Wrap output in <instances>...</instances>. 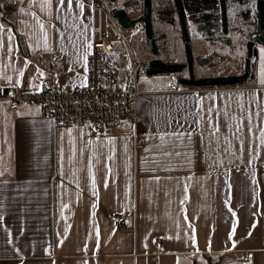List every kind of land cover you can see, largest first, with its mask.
Returning <instances> with one entry per match:
<instances>
[{"label": "crops", "instance_id": "0c3cea01", "mask_svg": "<svg viewBox=\"0 0 264 264\" xmlns=\"http://www.w3.org/2000/svg\"><path fill=\"white\" fill-rule=\"evenodd\" d=\"M95 8L3 0L0 86L84 84ZM256 48L238 85L171 90L169 73L139 76L134 122L101 131L0 99V264H264Z\"/></svg>", "mask_w": 264, "mask_h": 264}, {"label": "built area", "instance_id": "2783aa9c", "mask_svg": "<svg viewBox=\"0 0 264 264\" xmlns=\"http://www.w3.org/2000/svg\"><path fill=\"white\" fill-rule=\"evenodd\" d=\"M93 7L105 8L101 0H91ZM114 36L95 29L86 42L84 84L74 87L47 84L33 92L17 91L11 86H0V99H6L8 108L19 103H36L39 111L58 124H87L95 131L115 127L123 121L134 122L137 108V79L146 74V67L136 59L130 49L129 38L143 31L144 23L136 21L132 27L123 28L108 15ZM128 31V32H127ZM117 59L123 61V66ZM168 87L180 88L176 73H169ZM39 80V77L36 78ZM118 219L117 215H113ZM162 242L155 241V252ZM239 255L238 259H244Z\"/></svg>", "mask_w": 264, "mask_h": 264}, {"label": "flooded vegetation", "instance_id": "af4514ba", "mask_svg": "<svg viewBox=\"0 0 264 264\" xmlns=\"http://www.w3.org/2000/svg\"><path fill=\"white\" fill-rule=\"evenodd\" d=\"M105 8L102 12L108 17L112 16V9L120 10L128 19H133L141 14L149 19L153 46L155 51L148 48L144 40L142 47L146 49L145 61L158 60L161 62L181 65L176 75L179 78H205L212 76L207 70L195 71L193 62L191 72L188 67L186 48L182 55L167 44L168 37L165 30L177 22L181 33V44L188 45V28L190 25L208 45H216L229 39V32L234 33L240 42L239 50H244V65L247 58L248 46L264 45V0H101ZM136 13L133 18L130 14ZM229 20L231 27L229 28ZM186 33L184 41L182 29ZM218 46V45H217ZM212 47V46H211ZM213 49V47H212ZM214 52V50H213ZM190 53V50H189ZM252 54V53H251ZM251 54L248 60L251 58ZM179 55V56H178ZM209 61V60H208ZM202 59V63H210ZM253 63V62H252ZM252 63H249L252 65ZM207 65V64H206ZM204 69H207L204 68ZM240 70L238 75L242 73ZM214 77V76H213Z\"/></svg>", "mask_w": 264, "mask_h": 264}, {"label": "rangeland", "instance_id": "374dc122", "mask_svg": "<svg viewBox=\"0 0 264 264\" xmlns=\"http://www.w3.org/2000/svg\"><path fill=\"white\" fill-rule=\"evenodd\" d=\"M94 14L96 28L101 29L108 36H114V30L111 22L101 11L100 7L95 8ZM135 14L136 13L133 12V14H130V17L133 18ZM231 24L232 22L230 23L229 20V28L231 27ZM187 28L188 48L190 50L191 61L193 62L195 71H199L203 67L202 69L207 70V74L210 73L212 76H227L236 74L242 70L244 67V50H239L240 42L236 39L234 33L229 32V39H227V41H222L216 45H208L207 42H205V40L203 41V38L200 37L190 25H188ZM165 34H167L168 37L167 44L176 49L179 55H182L183 53L184 57L185 48L183 47V40L181 44V39L183 38H181V33L179 32V26L177 22L169 26L165 30ZM144 40L143 31L135 33L129 38L131 47L135 49L136 54L138 55L137 57L141 58L142 60H146L147 57L146 49L142 47ZM202 59H205L206 61L209 60L208 62L210 63L203 64L201 62ZM117 61L122 66L124 65L121 59H117ZM206 67L207 69H204ZM252 67L253 63L249 66L250 73L252 71Z\"/></svg>", "mask_w": 264, "mask_h": 264}, {"label": "water", "instance_id": "95a60500", "mask_svg": "<svg viewBox=\"0 0 264 264\" xmlns=\"http://www.w3.org/2000/svg\"><path fill=\"white\" fill-rule=\"evenodd\" d=\"M112 17L117 21L121 27L128 28L132 27L133 23L136 21H141L144 23V39L146 42V45L148 48L152 49L153 52L155 51L153 46V35L151 34V24L149 19H147L144 14H141L133 19H128L124 13H121L120 10L112 9ZM184 41H186V33L184 31V28L182 29ZM248 46V53L247 58L245 59V65L244 70L242 73L238 75H227V76H209L205 78H179V83L187 85V86H209V85H238L239 83L244 82L246 79L251 78L252 75L249 73V63H252L255 58V47L250 46V44H247ZM184 48H186V56H187V62L188 67L191 72V65L192 62H190V53L188 45L185 44ZM252 53V54H251ZM251 54L250 60H248V57ZM140 64L144 65L146 67V75L151 74H158V73H176L179 71L181 65H177L175 63H168V62H161L158 60H152L149 59V61H141Z\"/></svg>", "mask_w": 264, "mask_h": 264}, {"label": "snow or ice", "instance_id": "6c2138e0", "mask_svg": "<svg viewBox=\"0 0 264 264\" xmlns=\"http://www.w3.org/2000/svg\"><path fill=\"white\" fill-rule=\"evenodd\" d=\"M64 0H61V3H63ZM68 7L71 8V0H68Z\"/></svg>", "mask_w": 264, "mask_h": 264}, {"label": "trees", "instance_id": "16d2710c", "mask_svg": "<svg viewBox=\"0 0 264 264\" xmlns=\"http://www.w3.org/2000/svg\"><path fill=\"white\" fill-rule=\"evenodd\" d=\"M3 0H0V5H1V2H2ZM0 13H1V10H0ZM209 264H211V263H209Z\"/></svg>", "mask_w": 264, "mask_h": 264}]
</instances>
